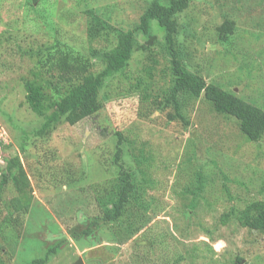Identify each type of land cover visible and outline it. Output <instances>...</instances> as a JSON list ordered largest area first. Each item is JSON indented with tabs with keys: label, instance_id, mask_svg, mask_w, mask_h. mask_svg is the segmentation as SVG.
<instances>
[{
	"label": "rangeland",
	"instance_id": "obj_1",
	"mask_svg": "<svg viewBox=\"0 0 264 264\" xmlns=\"http://www.w3.org/2000/svg\"><path fill=\"white\" fill-rule=\"evenodd\" d=\"M151 1L39 0L30 6L28 0H0V179L8 160L18 157L32 191L26 198L9 180L0 192L7 264L30 263L49 247L57 249L49 264L80 258L84 264H264V234L236 219L251 202L264 201V139L246 141L237 120L217 114L203 97L185 111L188 127L171 121V108L156 110L153 100L161 101L172 79L156 25V63L147 59V41L139 35L133 59L100 88L98 114L36 135L44 119L29 108L23 86L36 63L21 53L51 44L55 29L72 46L88 49L85 10L98 8L128 30ZM177 19L176 50L187 68L264 109V0H198ZM225 20L235 30L223 43L219 27ZM97 42L102 48L106 40ZM152 64L151 100L143 102L142 83H149L145 71ZM121 169L144 187L151 222L125 244L110 240L108 229L102 235V227L92 239L74 240L70 230L80 234L79 224L100 213L97 199ZM20 204L29 206L27 213L16 212ZM225 214L230 219L221 224Z\"/></svg>",
	"mask_w": 264,
	"mask_h": 264
},
{
	"label": "trees",
	"instance_id": "obj_2",
	"mask_svg": "<svg viewBox=\"0 0 264 264\" xmlns=\"http://www.w3.org/2000/svg\"><path fill=\"white\" fill-rule=\"evenodd\" d=\"M39 0H28V4H36ZM198 0H169L163 5L160 0H152L132 29L125 30L114 26L111 18L101 13L98 8L84 11L90 20L88 28V49H79L65 41L61 33L55 29L54 40L49 45L30 49L21 53L36 63L30 70V79H24L26 102L31 111L44 119L41 130L36 133L42 136L60 123L76 125L86 118H91L103 109L100 101V88L103 83L119 75L133 59L138 50L136 39L139 35L146 39L147 59L156 63L153 46L157 38L153 35V27L164 35V48L168 52L171 64V85L161 101L153 100L156 110H173L169 114L171 121L180 120L189 126L185 111L191 102L204 98L217 114L232 117L238 122L239 131L246 141L258 143L264 139V109L241 99L235 90L226 91L214 83H207L200 75L187 68L180 53L176 50V37L179 33L178 17ZM75 14V11L72 12ZM234 23L225 20L219 27V39L226 43L234 34ZM106 40L102 48L97 47L99 39ZM108 41V44H107ZM96 44V45H95ZM93 60L99 62L101 70H96ZM146 68L149 83L143 82L142 101L151 100L150 86L154 83V65ZM98 65V64H97ZM152 80V81H151ZM123 136L119 135L115 162L121 160ZM0 142V147L4 146ZM15 185L24 197L30 195L31 186L20 158L8 160L0 179V192L7 182ZM141 187V188H140ZM144 188V187H143ZM142 185L133 180L131 172L121 169L110 188H105L97 199L100 213L81 222L77 234L70 230L74 240L92 239L96 230L102 227V235L109 231L110 240L116 238L120 244L131 242L151 222L149 206L144 199ZM195 201V200H194ZM16 207L27 213L29 206ZM230 214L222 215L221 224H226ZM236 219L242 228L264 234V201L257 200L248 204L236 213ZM101 231V230H100ZM212 230L206 229L210 237ZM82 238V239H81ZM96 246L100 242L97 239ZM4 248L0 246V264H7ZM57 249L49 247L43 257L27 264H49ZM5 256V257H4ZM239 261L237 264H239Z\"/></svg>",
	"mask_w": 264,
	"mask_h": 264
},
{
	"label": "water",
	"instance_id": "obj_3",
	"mask_svg": "<svg viewBox=\"0 0 264 264\" xmlns=\"http://www.w3.org/2000/svg\"><path fill=\"white\" fill-rule=\"evenodd\" d=\"M75 264H84L82 258H80Z\"/></svg>",
	"mask_w": 264,
	"mask_h": 264
},
{
	"label": "built area",
	"instance_id": "obj_4",
	"mask_svg": "<svg viewBox=\"0 0 264 264\" xmlns=\"http://www.w3.org/2000/svg\"><path fill=\"white\" fill-rule=\"evenodd\" d=\"M2 137V135L0 136V139H3V138H1Z\"/></svg>",
	"mask_w": 264,
	"mask_h": 264
}]
</instances>
